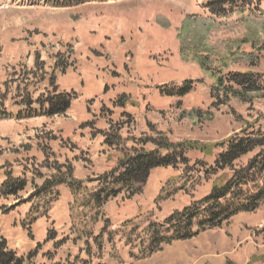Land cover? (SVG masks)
Segmentation results:
<instances>
[{
    "label": "rangeland",
    "instance_id": "374dc122",
    "mask_svg": "<svg viewBox=\"0 0 264 264\" xmlns=\"http://www.w3.org/2000/svg\"><path fill=\"white\" fill-rule=\"evenodd\" d=\"M207 2L0 0V185L7 174L27 181L16 199L0 198V236L25 264H264V204L150 252L149 224H164L224 182L220 173L204 175L222 145L243 129L264 131V96L216 105L212 81L180 61L177 39L210 32V47L237 54H226L233 64L223 74L264 80V52L256 49L264 43V1L225 17L210 15ZM187 80L194 88L184 98L160 93ZM61 92L75 93L66 115L42 116L44 102ZM104 134L118 135L119 147L103 145ZM156 134L212 155L186 151V167L155 169L138 195L121 193L94 209L95 180ZM55 165L73 170L85 184L81 194L64 186L39 193Z\"/></svg>",
    "mask_w": 264,
    "mask_h": 264
},
{
    "label": "trees",
    "instance_id": "16d2710c",
    "mask_svg": "<svg viewBox=\"0 0 264 264\" xmlns=\"http://www.w3.org/2000/svg\"><path fill=\"white\" fill-rule=\"evenodd\" d=\"M253 1L208 0L205 9L212 16L225 17L234 9H246ZM209 33L178 35V57L183 64L196 65L200 74L212 81L210 96L216 101V105H224L230 98L248 102L254 96H264V80L261 75L249 71L223 74V70L233 64L226 61V54H237L230 51V48L218 52L210 47V44H207ZM237 43L246 45L244 40ZM254 47L255 44H250V48ZM256 49L258 53L264 52V43L259 44ZM250 55L241 52L239 57L248 59ZM248 62L251 67L255 61ZM193 88V81L187 80L179 87L170 90L161 89L160 93L170 98H184L192 92ZM74 100V92L55 93L44 102L46 108L42 109L41 115L47 118L64 116ZM199 113L191 112L187 117L195 115L197 118ZM120 141L118 135H103V145L109 148L119 147ZM148 144L153 149L145 150L144 147ZM139 147L122 152L116 168L95 180L98 189L92 193L88 202L94 209H100L106 202L121 193H125L128 199L138 195L146 185L150 173L155 169L186 167L188 163L185 158L186 151H199L208 157L212 155H209L204 147L196 144L172 143L163 134H156V137L145 140ZM62 168L63 166L55 165L56 174L42 183L38 188L39 193L50 195L52 190L64 186L72 195L81 194L85 184L74 179L71 168L63 172ZM218 173L224 175V182L213 184L209 193L203 198L181 211L172 212L162 225L149 224L150 252L173 242L192 240L199 233L221 229L235 216L252 214L264 204V131L250 127L249 130L243 129L230 137L224 147L222 145V151L215 156L212 166L204 170L205 179ZM26 187V180L7 174L0 185V198L16 199ZM36 220L37 217L32 218L30 225ZM54 235L52 231V235L48 237L54 239ZM0 264H25L23 258L17 257L14 251L8 249L6 240L1 236Z\"/></svg>",
    "mask_w": 264,
    "mask_h": 264
}]
</instances>
